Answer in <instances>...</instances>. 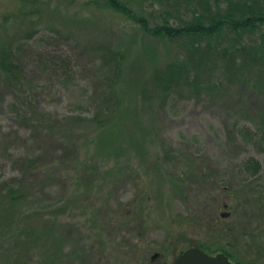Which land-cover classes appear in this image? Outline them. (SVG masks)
<instances>
[{
	"label": "rangeland",
	"instance_id": "rangeland-1",
	"mask_svg": "<svg viewBox=\"0 0 264 264\" xmlns=\"http://www.w3.org/2000/svg\"><path fill=\"white\" fill-rule=\"evenodd\" d=\"M58 2L0 0V44L35 33L19 39L25 90L0 88V264H174L201 246L264 264V97L239 86L227 98H173L156 109L144 91L176 50L89 0ZM79 44L125 54L119 100L105 128L56 140V120L80 115L76 105L93 93L94 56H77ZM44 115L55 134L46 141L33 127ZM250 159L261 164L256 175L245 170ZM13 186L24 192L17 207L5 197Z\"/></svg>",
	"mask_w": 264,
	"mask_h": 264
},
{
	"label": "trees",
	"instance_id": "trees-1",
	"mask_svg": "<svg viewBox=\"0 0 264 264\" xmlns=\"http://www.w3.org/2000/svg\"><path fill=\"white\" fill-rule=\"evenodd\" d=\"M40 1L18 0L25 6L36 5ZM58 1L56 4L59 6ZM89 1L126 17L150 42H161L176 50L172 59L154 72L150 88L144 91L145 98L152 102L154 108L165 109L173 98H227L231 89L239 86L264 97V0ZM39 11L38 8L34 11L30 9L25 15L33 16L32 12ZM34 35V32H26L20 36L22 38L12 40L6 46L0 44L1 89L14 95H20L25 90L28 78L26 65L21 59L25 44L19 39L28 41ZM86 48L81 44L74 45L77 56L88 52L94 56L91 62L95 66L87 69L93 80V93L89 97L90 102L76 105L80 115L56 120L57 126L62 127L59 133L56 131V140L57 135L60 140H78L84 136L82 132L86 133L90 128H105L118 104L125 54L108 46L95 49L94 54L85 52ZM152 56H155L154 53ZM51 61L53 64L56 61L58 68L70 65L64 57L54 56ZM42 62L46 63L44 59ZM51 67L46 65L45 69ZM232 97L234 106H239L241 101ZM14 105L10 107L17 110ZM16 116L27 123L31 120L29 114L23 116L22 112H16ZM41 118L38 125L32 124L38 137L46 141L50 139L48 135H55L51 128L53 118L49 115ZM247 133L250 134L244 131L242 135L246 138ZM60 143L68 149L66 144ZM68 150L71 151V148ZM21 161L27 170L36 169L32 158ZM244 167L254 175L261 170V164L254 159H250ZM5 197L11 207H17L24 199V192L19 186H13L7 189Z\"/></svg>",
	"mask_w": 264,
	"mask_h": 264
},
{
	"label": "water",
	"instance_id": "water-1",
	"mask_svg": "<svg viewBox=\"0 0 264 264\" xmlns=\"http://www.w3.org/2000/svg\"><path fill=\"white\" fill-rule=\"evenodd\" d=\"M159 254L153 256L155 260ZM174 264H234L230 259L223 253L212 256L205 251L192 247L181 253L176 259Z\"/></svg>",
	"mask_w": 264,
	"mask_h": 264
},
{
	"label": "flooded vegetation",
	"instance_id": "flooded-vegetation-1",
	"mask_svg": "<svg viewBox=\"0 0 264 264\" xmlns=\"http://www.w3.org/2000/svg\"><path fill=\"white\" fill-rule=\"evenodd\" d=\"M231 216V214L230 213H223L222 214V217H230ZM219 253H223V254H225L230 260H231V258L232 257H234V254H231L230 252H227L226 250H220V251H218V252H216V254H219ZM215 255V254H214ZM236 263H238V264H243V263H240V262H237L236 261Z\"/></svg>",
	"mask_w": 264,
	"mask_h": 264
}]
</instances>
